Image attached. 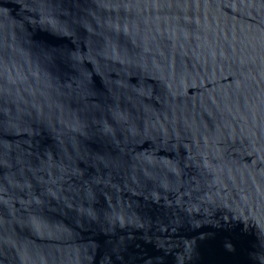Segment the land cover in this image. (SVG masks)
<instances>
[{"label": "water", "instance_id": "95a60500", "mask_svg": "<svg viewBox=\"0 0 264 264\" xmlns=\"http://www.w3.org/2000/svg\"><path fill=\"white\" fill-rule=\"evenodd\" d=\"M0 264H264V0H0Z\"/></svg>", "mask_w": 264, "mask_h": 264}]
</instances>
